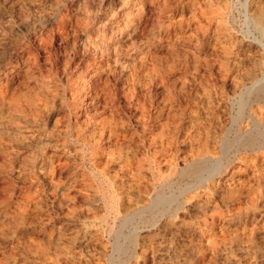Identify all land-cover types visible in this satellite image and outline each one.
Returning a JSON list of instances; mask_svg holds the SVG:
<instances>
[{
  "label": "rangeland",
  "instance_id": "1",
  "mask_svg": "<svg viewBox=\"0 0 264 264\" xmlns=\"http://www.w3.org/2000/svg\"><path fill=\"white\" fill-rule=\"evenodd\" d=\"M198 1L0 0V264H264V0Z\"/></svg>",
  "mask_w": 264,
  "mask_h": 264
},
{
  "label": "bare ground",
  "instance_id": "2",
  "mask_svg": "<svg viewBox=\"0 0 264 264\" xmlns=\"http://www.w3.org/2000/svg\"><path fill=\"white\" fill-rule=\"evenodd\" d=\"M198 1V0H197ZM260 2V1H259ZM258 2V4H260ZM263 2V1H262ZM200 3L199 1L196 2ZM264 3V2H263ZM199 5V4H198ZM256 5V4H255ZM197 7V6H196ZM196 13V12H195ZM194 13V14H195ZM198 13V12H197ZM252 18L256 24V26L264 33V8L257 5L254 8V11L252 12ZM193 14V15H194ZM195 17V16H194ZM251 18V17H249ZM251 18V19H252ZM146 21V20H145ZM211 23V22H210ZM208 24V23H207ZM221 26V25H220ZM196 29V28H195ZM194 30V29H193ZM198 35V34H197ZM217 35V34H216ZM183 43V42H182ZM263 46V45H262ZM260 49V48H259ZM205 53V52H204ZM231 54V53H230ZM229 54V55H230ZM246 54V53H245ZM20 55V54H19ZM228 55V54H227ZM225 55V56H227ZM239 55V54H238ZM236 54V56H238ZM244 55V54H243ZM30 56V55H29ZM231 56V55H230ZM232 56H234V54H232ZM242 56V55H241ZM240 56V58H241ZM249 56V55H248ZM22 58V57H21ZM233 58V57H232ZM230 58V60L232 59ZM239 58V57H238ZM27 59V58H26ZM36 59V58H35ZM245 59V58H244ZM235 60V59H234ZM237 60V59H236ZM241 60V59H240ZM120 62L124 63L127 62V54L122 55L120 57ZM13 64V63H12ZM12 64H5L3 67V72H1L0 70V106L3 107L5 104H9V106H11L10 104H12V108L14 111H19L20 108L22 107L20 103H15L12 102L10 97H9V93L6 92V90L3 89L2 84L4 82V79L7 78V74L10 72L13 73H18L20 72V70L18 69V67L12 65ZM27 66V65H26ZM96 67V66H95ZM103 70V69H102ZM109 70V69H108ZM244 72V71H243ZM28 74V73H27ZM102 74V73H101ZM29 75V74H28ZM92 75V74H91ZM98 75V74H97ZM100 75V74H99ZM252 76V75H251ZM241 78V77H240ZM245 78V77H244ZM254 78V77H253ZM252 78V79H253ZM256 78V77H255ZM263 78V77H262ZM50 79V78H49ZM257 79V78H256ZM259 79V78H258ZM251 80V78H250ZM54 81V80H53ZM99 81V80H98ZM100 82V81H99ZM252 83V82H251ZM87 85V84H86ZM251 85V84H250ZM249 85V86H250ZM248 86V85H247ZM107 87V86H106ZM50 88V87H49ZM247 89L246 93L249 96H253L252 100L250 98V101H256V102H262L264 101V82L262 80H255L252 85L249 88H245ZM245 92V91H244ZM100 93V92H99ZM41 94V93H40ZM242 95V94H241ZM244 96V95H243ZM249 98V97H248ZM34 99V98H33ZM242 100V99H241ZM249 100V99H247ZM42 101V100H41ZM243 102V100H242ZM23 103V102H22ZM249 103V102H248ZM247 104V102H246ZM240 106H244V103H242V105ZM258 107V106H257ZM9 108V107H8ZM243 108V107H242ZM256 109V108H255ZM22 110V109H21ZM103 115V114H102ZM248 118V117H247ZM27 119V118H26ZM16 120V119H15ZM73 121V120H72ZM21 122V121H20ZM23 122V121H22ZM21 122V123H22ZM97 122V121H96ZM238 123V122H237ZM252 126V125H251ZM262 127V126H261ZM184 129V128H183ZM107 132V131H106ZM119 133V132H118ZM169 133V132H168ZM11 136V135H10ZM186 136V135H184ZM188 136V135H187ZM146 137V136H145ZM211 137V136H210ZM236 138V137H235ZM201 139V138H200ZM199 140V139H198ZM197 140V141H198ZM220 140V139H219ZM30 141V140H29ZM200 141V140H199ZM148 142V141H147ZM152 142V141H151ZM154 142V141H153ZM187 142V141H186ZM237 144L239 145L240 148H243L244 150H255L259 147H261V132L260 130H255L254 132L249 133L248 135H242V136H238L236 139ZM212 143V142H211ZM215 143V142H214ZM193 144V143H192ZM237 144H235L237 146ZM161 145V144H160ZM199 145V144H198ZM213 145V144H212ZM31 146V145H30ZM151 146V145H150ZM215 146V145H214ZM230 146H232V143L229 141H225L223 144V154L225 153V151L228 150V148H230ZM98 147V146H97ZM165 147V146H164ZM196 147V146H195ZM200 147V146H199ZM212 146H210L211 149ZM168 148V147H167ZM215 148V147H214ZM217 148V147H216ZM166 149V148H165ZM198 149V148H197ZM203 149V148H202ZM219 149V148H218ZM161 150V149H160ZM167 150V149H166ZM159 151V150H158ZM197 151V150H196ZM88 152V151H87ZM160 152V151H159ZM158 152V153H159ZM162 152V151H161ZM164 152V151H163ZM162 152V153H163ZM215 152V151H214ZM95 153V152H94ZM94 153L92 155H94ZM100 153V152H99ZM229 153V152H228ZM221 154V153H220ZM244 155V154H243ZM246 155V154H245ZM158 157V156H157ZM162 157V156H160ZM164 158V157H163ZM193 158V157H192ZM157 159V158H156ZM155 159V160H156ZM162 159V158H160ZM156 160V164L158 165V163H160L161 165V161ZM221 157L218 158H213L211 156L208 155V150L207 148L204 150H200L199 154L196 155V157L194 159H192L189 163H187V165L184 167V169H182V177H188L191 179V181H193L194 183H202L205 180L208 179H212L214 178L218 172L220 173V169H221ZM225 162V161H224ZM163 163V162H162ZM139 169L144 168L142 163H137ZM93 166L96 167L97 163H93ZM159 165V166H160ZM263 167V165H262ZM238 168V167H237ZM126 171V170H125ZM128 172H130V170H128ZM128 174V173H126ZM136 174V173H135ZM140 175L141 172H140ZM256 175V174H255ZM137 176V174L135 175ZM139 177V176H138ZM137 177V178H138ZM98 178V177H97ZM134 178V177H133ZM136 178V177H135ZM142 178V177H141ZM132 180V179H131ZM136 180V179H135ZM137 181L140 182L139 179H137ZM258 181V180H257ZM193 184V183H192ZM248 184V183H247ZM198 185V184H197ZM246 185V184H245ZM127 186V185H126ZM135 186V185H134ZM194 185H192L193 187ZM109 188V187H108ZM198 189V188H197ZM247 192V191H246ZM109 193V192H108ZM258 194V193H257ZM257 194L255 192L250 194V199L251 201H255L257 199ZM248 197V196H247ZM249 198V197H248ZM106 200V199H105ZM175 201V198L173 196H164L162 194H158L150 203L143 204V206L136 208L135 210H133V212H131L130 214L126 215L123 220H124V224H126L127 222H129L130 219H132L133 217H139V218H143V215L146 212H152L154 210H158L160 213H164L167 208L169 206H171ZM260 204V203H259ZM248 212V211H247ZM155 213V212H154ZM165 215V214H164ZM159 216V215H158ZM160 217V216H159ZM149 218V217H148ZM138 219V218H137ZM154 219V218H153ZM132 221V220H131ZM151 221V219H150ZM149 221V222H150ZM144 222V221H143ZM146 222V221H145ZM149 224V223H148ZM262 224V223H261ZM152 225V224H151ZM148 227V226H147ZM150 228V227H149ZM208 228V227H207ZM213 236V235H212ZM209 240V239H208ZM121 247V246H120ZM133 254V253H132ZM118 262V261H117ZM108 264H117L115 260H111L108 262Z\"/></svg>",
  "mask_w": 264,
  "mask_h": 264
}]
</instances>
